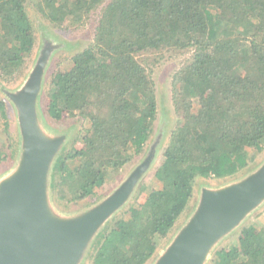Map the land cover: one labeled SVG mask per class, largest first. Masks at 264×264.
<instances>
[{
  "label": "trees",
  "instance_id": "obj_1",
  "mask_svg": "<svg viewBox=\"0 0 264 264\" xmlns=\"http://www.w3.org/2000/svg\"><path fill=\"white\" fill-rule=\"evenodd\" d=\"M27 0H0V84L22 72L33 45ZM54 24L98 12L93 42L53 79L51 114L80 115L81 145L55 163L72 200L103 188L144 151L158 114L154 54H189L175 74L178 125L155 170L160 188L92 244L94 264H147L191 209L199 178L247 171L264 143V0H36ZM147 62V63H146ZM187 98L199 102L187 112ZM0 97V132L8 125ZM210 264H264V225L246 229Z\"/></svg>",
  "mask_w": 264,
  "mask_h": 264
},
{
  "label": "rangeland",
  "instance_id": "obj_2",
  "mask_svg": "<svg viewBox=\"0 0 264 264\" xmlns=\"http://www.w3.org/2000/svg\"><path fill=\"white\" fill-rule=\"evenodd\" d=\"M36 0H27L26 7L33 24V45L26 51L27 62L16 79L0 84V97L5 101L8 113V127L0 132V180L14 172L22 153V134L20 114L16 102L10 94H17L24 88L41 57L46 58L40 90L36 98V114L42 132L51 139L62 137L63 142L54 155L48 170V197L54 212L63 217H77L96 207L113 195L135 173L137 180L127 200L97 229L90 239L78 264H94L92 244L106 229H117L120 220L129 215L132 206L143 203L153 189L160 188L161 182L155 176V170L163 160L171 131L178 125L173 96L180 89L175 80L176 72L181 68L189 54L164 50L154 54V61L147 63V68L155 82L158 114L153 133L141 155L125 165L118 173L108 179L105 186L83 200H72L69 185L62 181L55 163L60 156L72 154L81 145L79 132L83 118L76 114L69 116L63 110L51 114V87L53 79L68 71L76 55L90 46L94 39L98 12H94L82 24L70 20L61 24L51 23L42 17L35 6ZM187 112H196L199 102L186 100ZM252 162L249 169L236 176L226 178H199L194 185L191 209L183 216L172 230L165 232L156 253L147 264H156L159 258L171 247L181 230L197 210L205 189L218 190L238 183L264 166V143L261 151L252 149ZM264 225V199L253 208L243 220L230 232L215 242L204 264H210L216 250L230 248L238 244V239L246 229L256 231Z\"/></svg>",
  "mask_w": 264,
  "mask_h": 264
},
{
  "label": "water",
  "instance_id": "obj_3",
  "mask_svg": "<svg viewBox=\"0 0 264 264\" xmlns=\"http://www.w3.org/2000/svg\"><path fill=\"white\" fill-rule=\"evenodd\" d=\"M46 58L28 82L10 94L20 114L22 153L17 169L0 180V264H78L93 234L133 190L138 173L113 195L77 217L54 212L48 197V170L62 137L40 129L36 98ZM264 199V166L221 189H205L201 202L171 247L156 264H204L217 240Z\"/></svg>",
  "mask_w": 264,
  "mask_h": 264
}]
</instances>
